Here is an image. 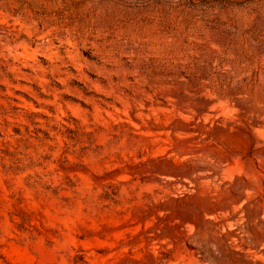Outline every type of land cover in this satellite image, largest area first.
<instances>
[{
    "label": "rangeland",
    "instance_id": "374dc122",
    "mask_svg": "<svg viewBox=\"0 0 264 264\" xmlns=\"http://www.w3.org/2000/svg\"><path fill=\"white\" fill-rule=\"evenodd\" d=\"M0 264H264V0H0Z\"/></svg>",
    "mask_w": 264,
    "mask_h": 264
}]
</instances>
